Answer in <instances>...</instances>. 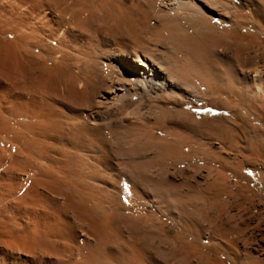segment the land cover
Masks as SVG:
<instances>
[{
	"label": "bare ground",
	"instance_id": "bare-ground-1",
	"mask_svg": "<svg viewBox=\"0 0 264 264\" xmlns=\"http://www.w3.org/2000/svg\"><path fill=\"white\" fill-rule=\"evenodd\" d=\"M219 1L220 0H218V2L216 0H0V118L3 117V115L8 110H14V111L20 112L24 115V118H25L24 121L20 123V125H13L14 120L11 125H8L9 121L8 119H6L8 121V122L6 121L8 124L5 125L3 123L5 125L3 126V128L2 126H0L1 135L2 133L5 135L6 134L10 135L12 138H10L11 141L10 140L9 141L12 142L13 140V143H17V144L19 143V145L22 147V151H20L21 150L20 149L19 150L20 152H17L16 150L17 148H16L15 149L16 152L15 151L13 152V154L14 153L16 154L12 156V159L10 160L11 162L8 163V165L10 166H7V167L9 168L4 170V167H3V170L0 171V264H82V262L83 264H112L113 262H116L113 264H117V261H120L121 264H124L121 261L122 258H123L122 259L123 261L126 259L128 260L129 263L127 264H143L144 258L143 259L141 258H142V254L145 253L144 251L140 252V253L143 252L141 256H140V253L139 255L136 254L135 256L130 255L132 256V258L131 257L128 258L129 255L125 256V252H128L129 249L133 250L134 247L136 246V245L134 246L133 245L134 243L132 244V242L130 241L131 246L132 245L134 246V247L132 246L133 247L132 248L131 246H129L130 244L126 241L128 237H130V235L129 236L127 235V238H124L125 241L124 240L123 242L121 241V244L123 243V245L126 242L129 244V245L125 244V246L126 245L129 246V247L128 246L125 247L127 251L126 250L122 251L121 246H120L121 244L119 245L120 248L118 249L115 248L116 249V251L114 252L115 254L109 251V249L107 248V245H110L112 243H120L119 242L120 236L123 235V234L119 235V233H122L120 232V230L122 231L121 227L117 226V229L121 228V229H118V231L116 228L114 229L113 222L118 223V221H113L114 219L112 218L111 214H110L111 218L108 217V215L105 216L106 214L104 215L105 217L103 216V224L101 225H102V228H104V231L106 234L103 231L102 233L98 232L99 230H101L100 229L101 227H99L97 225L98 223L95 221L96 225L99 227V230L96 228L97 229L96 234H99L101 238H99L98 235H95V236L96 238H98L97 242L100 241L101 239L103 240V242L101 240V244L103 243L102 246H97L93 244L94 242L92 241V243L90 242L89 245L91 244H92L91 246L95 245L96 247L94 246L92 247L94 249L89 248L90 251L88 252L79 250L75 245V241L79 237H83L81 233L82 226L78 225V226H81L79 227V229H77V230H80L78 232H76L75 229H72V227L68 224L70 222L73 224L72 220L68 223L66 221L67 212H64L66 214V216L64 217L63 210H60L56 202L53 201L49 197L50 194L46 195L43 192V190L42 191L39 190V187L41 188L44 187L45 189L47 187L46 190L47 191L51 190V192H53L54 194H56L63 185H66L68 188H72V189L73 188L77 189L78 187L77 190L80 195L76 193L78 194L76 196L74 195V193H72V198H74L76 201L75 197H78L79 199L77 198L78 199L77 201L82 200V199L83 201L81 205L77 204L81 201L79 202L76 201L77 203L74 201V203L78 205V206L76 205L74 208L77 207L79 209V211H77L78 213H76L77 216L81 212L82 214L84 211L89 212L88 214L86 213L85 214L86 217H84L85 220L88 221L87 219H91V216H88L90 218H87V215H89L90 213L98 214L104 211V209L107 211L106 209L107 205L104 206V204H108L109 206L111 205L116 206L118 205L119 200L117 202L115 201L113 202L111 195L108 194L109 192L107 193L105 189L102 190V189L97 188L98 191H101L100 193L101 195L99 194V196L101 197L100 198L97 194V190L96 192L92 190L95 188L91 189L90 187H88L89 185H85L86 182L81 181V178H79L80 176L78 177L79 175L78 173L76 174L73 180L68 181L67 177L71 179V176H67L66 177L67 179L65 180V176L68 172L67 169L71 165L68 166L67 163L64 164L61 161L68 162L71 160L70 159L71 156L69 154L71 153L70 150L75 151L77 148L89 147L91 146V144L93 143L95 144L94 140L97 137L95 136V134L102 133L105 126L106 127L109 126V128H111L112 126H115L114 128L116 129V126L121 127V125L124 127H128L130 129V130H127V128L121 127L123 131L127 130V133L126 131L124 132L125 137H126V134H128V131H131L130 134H128L130 135L131 138L129 136L128 137L131 140L135 135L138 136L139 138L141 136L142 137L145 136V138L147 139L146 142L149 139H153V140L155 139V141L159 143L158 147H156L159 150L160 144L163 147V143H166V139H168L164 136H166V134H168L169 136L172 133V130H170L169 125L171 124L172 125L173 124L182 125L183 123H186V122L187 124L188 123L190 124V122L192 121H194L195 124H198V121L196 120L194 116L195 114L193 115L191 112L185 110V107L189 105V103L192 101L199 102L203 100V96L200 95L201 93L200 94L198 93V90L201 89L200 87L204 86L205 88L213 91L216 94L217 92L219 93L220 86H223L224 84L227 87L228 86L231 87L232 92H233V89L236 87L233 83H235L241 88H243L244 90H246V93L254 92V95H255L258 92L257 96L259 95V91L262 90L260 87L264 86V61L262 62L260 61L256 67L249 68V69H242L239 67V65L238 66L236 65L234 66L235 68H233L231 67V65L229 64L230 62L228 61L230 60L231 55H236V56L238 55L237 57H239V55L243 53L241 51H244L245 48H248L250 45L255 43L257 39L259 40L258 38L259 35L253 36L249 33L243 34V31L246 30L248 27V23L245 22V20L243 19L244 16L242 17L241 15L243 11H254L256 15L255 28L259 31V33H261V35L264 36V4H263L264 0H237L239 2L238 7L234 6L235 4H233L232 3L233 0H231L232 2L231 1L229 2V7L226 6L227 8H229L230 12L227 11V8H225L222 5V2L220 3ZM215 18H217L220 21V24L222 27L217 26L215 25V23H213V20ZM223 25H228L229 28H225L223 27ZM9 35L13 36L11 40L3 39L5 37L7 38V36ZM257 42L258 41H256V43ZM258 43H261V42L259 41ZM228 49H231V51H233L232 52L233 54L229 55V53L227 52ZM251 50L254 51V47ZM258 51H259V48L258 50L254 52V54L258 55V53H261V51L260 52ZM236 56L234 57L236 58ZM261 58L263 59V57ZM255 60H257V58ZM35 73L36 74L38 73L39 75H41L40 78L45 79L44 82L45 81L49 82L48 86H45L44 89L41 87L42 89L41 91L36 90L37 88L39 89V86L35 89V86L30 81L31 77H33V75H36ZM40 78H39V81H40ZM3 79H7L9 81L8 82L9 85L6 84L7 87L4 84L5 81H3ZM44 82L43 80H41L42 84ZM34 83L36 82L34 81ZM196 84H198V87L195 86ZM204 91L206 90L204 89ZM239 91H240V88H239ZM261 93H262L261 97H264L263 95L264 92L261 91ZM208 94H205V96L207 97ZM230 94H233V93H230ZM238 94L241 95L240 93ZM209 95L211 96V94ZM226 95H228V91ZM260 95L258 96L259 99L261 98ZM205 99L207 101V98ZM262 99L264 98H261V100ZM252 100H255V99H252ZM234 101L236 102V98ZM244 102L243 103L241 102V103L245 104ZM227 103L229 102H226L224 104H227ZM247 103L250 107H252L251 106L252 104L250 105L249 102ZM256 105L258 107V104ZM233 109L231 110L233 111ZM242 109H244V107ZM250 110L252 109L250 108ZM256 112L258 113L259 111L256 110ZM248 115L246 116L248 117ZM257 115H260V114L258 113L255 116L257 117ZM243 116L241 117L243 118ZM252 116L254 117V115ZM262 116L264 117V115ZM26 117L28 119H26ZM6 118L8 117L6 116ZM220 121H221L220 123H222L223 125L224 122H222V120ZM230 121L234 122V120H231V119ZM220 123H217V124L220 125ZM187 124H183L181 128ZM195 124H193L192 126L193 128ZM228 124L225 126L227 127ZM254 124H258V121L257 123H253V125ZM260 125H263V124H260ZM154 127L155 128L158 127L157 129L159 130L163 129V131L161 130L162 133H156V135H154L153 131L156 132L155 130H157ZM187 127H184L185 129L183 128L184 130L182 131H185ZM197 127L195 125V129H199ZM121 128H118L117 130ZM115 129L113 130L114 132H116ZM254 129L256 128L254 127ZM228 130H230V127ZM120 131L121 130H119L116 143L122 145L124 143L123 140L125 138L119 137V135L121 136V133H122V131L121 133ZM234 131H235V128H234ZM225 132H228V131H225ZM260 132L261 131H259V133ZM132 133L135 134V135H132L133 137L131 136ZM177 133L179 134L180 131ZM177 133H176V136H177ZM108 134H104L105 138H106V135ZM180 134H183V132H181ZM93 136L95 137L93 138ZM99 136L101 137V135L100 134L98 135V140L100 139ZM114 137L115 136H113L112 139H114ZM138 137L136 138L134 137V139L137 140ZM105 138H103L104 141L107 140V138L106 139ZM119 138L121 139V143L119 142L120 141ZM130 139L129 141L128 139L126 140L128 141L127 143L129 144H130ZM140 139L142 140L143 138H140ZM178 139H179V135H178ZM188 139L189 138H187L186 141H189ZM98 140L96 141V144ZM144 140L145 139H143V144L145 145L144 147H146L148 143L153 142V140L152 141L149 140L150 142L148 141L146 145L145 144L146 142L144 143ZM181 140L183 141L185 140V138L182 137ZM133 141L135 142V140H132V143ZM107 142L110 143L109 140L106 141V143ZM112 142L109 144V146L112 144ZM9 143L7 141L6 145H8ZM102 143L103 142H101L100 144ZM137 143L138 142H136V144ZM172 143L175 146V142H172ZM4 145L5 143L2 145V147H4L3 149H5ZM166 145H165L166 147H169L168 144ZM171 145L170 147H174ZM103 146L105 149L104 152H106V148L108 147V144L107 146L105 145ZM112 146L113 145H111V147ZM119 146H116L118 147L116 148L117 150L120 148ZM124 146L125 145L121 146V148ZM136 146L133 148H129L132 150L134 148L136 149L135 152L133 151L131 153L136 154V153H139L138 152L139 149L142 151L148 148L146 147L144 149H141L142 145L141 147L140 145H138L139 149H137ZM153 146L151 148H153ZM2 147L0 148V150L3 152L4 150H2ZM175 147H178V145ZM151 148H148L146 152H148L149 150L151 152L152 150ZM166 149L167 148H165V150ZM168 149H169L168 152L171 154L170 151L172 150V148H168ZM175 149L177 150V148ZM263 149H261L260 151H262ZM132 150H127L126 151L127 154H128V151L130 154V151ZM158 150L156 149L155 152L152 150L151 153L152 154L154 153L156 155ZM165 150L163 149L161 153H163ZM255 150L256 151L254 150L253 151L257 152V149ZM248 151H250V149ZM251 151H252V148H251ZM251 151L249 154L252 155L253 151L252 152ZM146 152H144V154H146ZM165 152H164L165 154L163 153L161 154V156L162 155L165 156L164 158L166 160L167 151ZM179 152L181 154V150H179ZM121 153L122 155H124L125 152L123 151ZM140 154H136V155L139 156ZM180 154H177L176 156ZM238 154H240V152H238ZM130 155L132 156V154ZM237 156H234V157H237ZM247 156H250V155H247ZM253 156H254V153H253ZM257 156L259 155L257 154ZM132 157H130L131 160H132ZM156 157L155 158L157 160V164L156 163L155 164L157 166V165H160L159 163L161 162L158 160V156ZM177 158H179V156ZM1 159L2 158L0 156V160ZM89 160L88 162H90ZM161 160L163 161L164 159L162 158ZM42 161L46 162V166L44 168L40 166V163ZM80 161H81V158H80ZM120 161L122 162L124 160L122 159ZM147 161L144 162L146 166L147 165L150 166L151 163L153 162V160H150V162H147ZM221 161H223V159ZM114 162L116 161L114 160ZM126 162L124 161L123 164ZM238 163L239 165L241 164L239 161ZM127 164L128 163L123 165V169H125L124 167L127 168L128 166ZM251 164L255 165L256 163L255 164L251 163ZM120 165L122 166L121 163ZM152 166L150 168H152L153 170V167L155 166L153 167ZM251 167L253 166L251 165ZM134 168H136V164ZM134 168H131L133 169L132 171H134ZM256 169L258 168L256 167ZM207 170H210V169H207ZM33 171L37 172L36 178L34 180L30 178V173ZM69 171H70V168H69ZM235 171L238 172V170H235ZM72 173H73V170H72ZM70 174L71 173H69V175ZM62 175L64 176L61 178ZM83 175L82 177H84ZM91 175L92 174H90V176ZM139 176L141 177V175ZM207 176L208 178L211 177L210 175H207ZM217 177L219 178V176ZM217 177H212L214 179L212 178L211 179L215 181ZM204 178H206V176ZM208 178H206V180ZM222 178L224 177L222 176ZM145 179L146 181H148L147 178ZM76 180H77L76 183H78V186H75L77 185L75 184ZM206 180L204 181L203 179L204 181L203 183H206ZM89 181L91 182V180ZM167 181L169 180H166V183ZM222 181H224V179ZM173 182L174 181H172V183ZM28 183L30 184L29 187L26 188L24 193L19 195V190L20 189L22 190V188L25 187ZM159 183L160 182H158V184ZM119 184H120V181H119ZM199 184L202 185L201 183ZM222 184L220 183L218 185L221 186ZM178 185L180 186L179 183L177 184V186H175L174 184L173 187L180 189ZM212 185L214 184L211 183V186ZM223 185H225V183ZM117 186H118V183H117ZM161 186H163V183L161 184ZM226 186L228 187V185ZM237 186L239 187V185L236 184V187ZM206 187L209 188L207 184H206ZM206 187L204 189H206ZM220 188H223V187H220ZM220 188H219L220 191L223 189L226 190L225 189L226 187L223 189H220ZM74 189L73 191L75 192L76 190ZM195 189H197V187H195ZM170 190L168 191L171 192ZM190 190L193 191L191 188ZM236 190H237L236 192H238V188ZM73 191L71 190V192ZM168 191L167 193H169ZM155 192L156 190L154 191V193ZM194 192H191V193L194 195ZM133 193H131V195ZM177 193L180 194V190H178ZM198 193L199 192H197V195ZM199 194L200 195L198 196H200L201 198V192ZM159 195L157 196V198L159 197ZM172 195L170 194V196L169 195L167 196L169 198V197L174 196ZM197 195H194V196L197 197ZM240 195L241 194L239 193V196ZM80 196L82 197V199L80 198ZM117 196L119 198V193ZM167 196L165 198H167ZM196 197H194L193 199H189L190 205H191V200L196 201L198 199ZM203 197H202V200H203ZM200 198L199 200H201ZM66 199L67 198L64 199L65 202H66ZM74 199H71V201L73 202ZM169 199L168 200L166 199V202L169 201ZM199 200L197 202H199ZM65 202L63 204H65ZM197 202L195 203L196 204L195 207L193 206V209L195 208V210H193L194 214L196 212V209L202 205V204L201 205L197 204ZM216 202L217 201L215 200L214 203H212V205H214L217 208L218 205L216 204ZM168 203L169 202H167V204ZM199 203H202V202H199ZM67 204H70V203H67ZM175 204L177 203L175 202ZM79 205L81 208L83 205L84 211L80 210ZM125 205L121 204V210L124 209V207L122 206H125ZM128 205L129 204L127 203V206H125L127 209H128ZM192 205H194V201ZM197 205L198 207H196ZM223 205L221 208L224 210L223 207H226L227 205L225 206L224 203ZM204 206L203 208L207 209V207L206 206L204 207ZM176 207H174L175 209L174 208L173 209L176 210ZM179 207L181 208V206ZM77 208L74 210L75 211L78 210ZM206 209H202V207L201 209L198 208L196 212L197 216H199L198 214L200 213L199 211L202 212L203 210L205 211L204 213H206V211H208V209L207 210ZM212 209H213V206H212ZM71 210H73V208H71ZM118 210L120 211V209ZM177 210H178V207H177ZM225 210L224 212L227 211ZM182 211L183 210H181L180 212L182 213ZM69 212L71 213L72 211L69 210ZM228 212L229 211L226 212L227 214L224 213V215H227V217H229ZM76 214L74 213L73 216L74 215L76 216ZM85 215H82L80 217H83ZM224 215H222L221 217L219 214H217V216L221 218H224L223 217ZM236 215L238 216V213H236ZM118 216L120 215L118 214L117 217ZM200 216H201V213H200ZM200 216L198 217V219L200 218ZM231 216L234 217L232 213L230 214V217ZM120 217H118L117 220L121 219ZM206 217L207 216H205V220H206ZM215 217L216 216H214V218ZM232 217L231 219L233 221ZM71 218L73 219V217ZM203 218H204V215L201 216V219H199L201 221L197 220L199 224L200 222H203L202 221ZM74 219L76 220L75 217ZM93 219H95V217H93ZM181 219H184V218H181ZM208 219L206 220V222L208 221ZM212 219H209V220L213 221ZM216 219L218 218H215V220ZM219 219H218V223L220 224ZM231 219L229 218L228 220H226L227 221L226 223H228V221ZM82 220L80 219V222ZM135 221H137V223L135 224H137L138 226H140L141 223L143 225L145 224V221L143 223L142 220H140V222L142 221L140 224L138 220H135ZM232 221H230V224L233 223ZM234 221H236L235 218H234ZM88 222H83L84 223L83 227H85V224H88L86 226L92 229L90 230V233H92L93 228H91V226L89 225L91 224L90 220ZM119 222L120 223L118 224H121L120 220ZM183 222H186V220H184ZM189 222H192V220L190 221L189 219ZM206 222L204 223L205 225H206ZM215 222L217 223V220ZM30 223L31 225L29 226ZM207 223L208 224L211 223L210 226L212 227L214 226L213 222L209 223L208 221ZM216 223L214 227H217L216 225H218V223L217 224ZM124 224L126 225V227H128L127 226L128 223L127 224L124 223ZM187 225L190 226V224L188 223ZM203 225H202V229H203ZM132 226H134V224H132ZM210 226L207 225V228L208 227L211 228ZM219 226L217 227L218 229H219ZM223 226H225V224L222 225V227ZM231 227L235 229L236 225L234 227L233 226ZM189 228H191V226ZM196 228L194 226V229ZM209 228L207 230L211 232L212 228L211 230H209ZM232 228H231L232 231L230 232H234ZM224 229H226V227H224ZM236 229L238 231V229L240 228L236 227ZM243 229L245 230V227ZM196 230H194L195 234L193 236L195 237L194 239L196 241L200 242L201 241L200 238L202 236H206V239H209L210 241L213 240L212 238L216 239L215 237L217 234L214 237V234H215L214 232H213L214 233L213 235L211 233L212 235L211 236L210 233L209 234L206 233V230H205L204 231L205 235H203V233L201 235L200 233L201 230L200 229H196ZM85 231H86V228H84V233ZM82 232H83V228H82ZM215 232H218V231H215ZM221 233L219 235L220 237L223 236ZM94 234L95 233H93V236ZM89 235H92V234H89ZM231 235L233 236L234 234L231 233ZM87 237L89 238V236ZM220 237L217 239H221L222 241V238ZM122 239L123 238H121V240ZM132 239H134V237ZM242 241L245 242V240H242ZM81 243L82 241H80V244ZM99 243L100 242H98V244ZM246 244H243V246ZM84 245H85V242H84ZM84 245H80V246L78 245V247L81 248V246L84 247ZM248 246L251 247V244ZM114 247H115V244H114ZM85 248H87L88 250V247H85ZM136 248L135 250H133L134 252L131 251V253L133 252L135 254L139 250V249L136 250ZM82 250H85V249L82 248ZM184 250L185 249L183 248V251ZM253 252L256 255V257L253 254H252L253 257H250L251 255L247 256L249 255V252H248V254L246 255L243 254L244 256L242 258H240L239 256V258L236 259L237 263L239 264L240 262H242L241 264H243L244 262L246 263V261L253 259L255 257L256 260L254 261L251 260L252 262L250 264H264V250H262L261 247L258 249L254 248ZM241 253H242V250H241ZM120 255H122L121 259H120ZM248 257H250V259H248ZM78 259L80 260L82 259V261H80L79 263ZM247 264L249 263L247 262Z\"/></svg>",
	"mask_w": 264,
	"mask_h": 264
},
{
	"label": "rangeland",
	"instance_id": "rangeland-1",
	"mask_svg": "<svg viewBox=\"0 0 264 264\" xmlns=\"http://www.w3.org/2000/svg\"><path fill=\"white\" fill-rule=\"evenodd\" d=\"M217 2H218V0H216ZM231 0H220L219 2L221 3L222 2V5L225 7V8H227V7H229V2H230ZM225 2V3H224ZM232 2V1H231ZM233 4H235L234 6H236V7H238L239 6V2L237 1V0H233V2H232ZM227 4V5H226ZM237 4V5H236ZM263 4H264V1H263ZM227 6V7H226ZM227 11H229L230 12V10H229V8H227ZM241 15H242V17H243V19L245 20V22H247L248 23V27H247V29L246 30H244L243 31V34H246V33H249V34H251V35H253V36H257V35H259L258 36V38H259V40L257 39V37H256V41H260L261 43H256V41H255V43H253L252 45H250L249 47L252 49L253 47H254V51L253 50H251L249 47L248 48H245L244 49V51H241V52H243L241 55H239V57H240V59H239V57H237L236 55H231V54H233L232 52L233 51H231V49H228L227 50V52L229 53V55H231L230 56V60L228 61V62H230L229 64L231 65V67H233V68H235L234 66H238L239 65V67L240 68H242V69H249V68H254V67H256L257 65H258V63L261 61H264L263 59H264V52H263V50H264V36L263 35H261V33H259V31L255 28V26H256V15H255V13H254V11H243L242 13H241ZM250 20V21H249ZM213 23H215V25H217V26H220V27H222L221 26V24H220V21L217 19V18H215L214 20H213ZM219 23V24H218ZM251 23V24H250ZM223 27H225V28H229V26L228 25H223ZM249 29V30H248ZM254 32V33H253ZM12 37L13 36H11V35H9V36H7V38L5 37V38H3L4 40H11L12 39ZM258 44V45H257ZM260 44V45H259ZM253 46V47H252ZM255 48H256V50H258V48H259V51L258 52H260L261 51V53H258V55L256 54H254V52L256 51L255 50ZM248 49V50H247ZM261 49V50H260ZM247 50V51H246ZM251 51V53H250V51ZM253 52V53H252ZM247 53V54H246ZM253 56H252V55ZM243 55V56H242ZM245 55H247V56H245ZM261 55V56H260ZM263 55V56H262ZM234 56H236V58L234 57ZM252 56V57H251ZM243 57V58H242ZM261 57H263V59L261 58ZM236 60H235V59ZM244 58H246V59H244ZM257 58V60H255ZM259 59V60H258ZM253 60H255V61H253ZM237 63H236V62ZM256 61H258V62H256ZM256 62V63H255ZM252 63V64H251ZM251 64V65H250ZM256 64V65H255ZM243 65V66H242ZM253 65V66H252ZM246 66V67H245ZM251 66V67H250ZM36 74V73H35ZM39 76V78H40V76L41 75H39L38 73L36 74V75H33V77H31V79H30V81L32 82V84L35 86V89L39 86V89L37 88L36 90H38V91H41L42 89H41V87L44 89V87L45 86H48V84H49V82H44V80L45 79H41L40 78V81H39V78H38V76ZM37 76V77H36ZM33 78V79H32ZM41 80H43V84L41 83ZM3 81H7L6 83L4 82V84L6 85H9L8 84V80L7 79H3ZM34 81L36 82V83H34ZM38 84V85H37ZM42 84V85H41ZM234 85V89H233V92H232V89H231V87H227L225 84L223 85V86H220V91H219V93L217 92L216 94L213 92V91H211V90H208L207 88H205L204 86H202V87H200L201 89L200 90H198V93L200 94V95H202L203 96V100H201V101H199V102H195V101H192V102H190L189 103V105H187L186 107H185V110H187V111H189V112H191L194 116H195V118H196V120L198 121V124H195L194 123V121H192V122H190V124L188 125L187 124V122L186 123H183V124H187V125H185V126H183L182 128H181V126L183 125H169V127H170V130H172V133L170 134V135H172V136H168V134H166V136H164V137H166V138H168V139H166V143H163V147L161 146V144H160V148H159V150H158V148H156V147H158V145H159V143H157L156 141H155V139L153 140V139H149V140H153V142H150L149 140V142L150 143H148V145H147V142H146V138H145V136L144 137H140V138H143V139H145L144 140V143L147 145L146 147H148V148H151L153 145V148H151L154 152L156 151V149L158 150L157 151V153H156V155L153 153H151L152 152V150H151V152H150V150L148 151V152H146L147 151V149H145V150H140L139 149V146L138 145H140V147H141V145H142V147H141V149H144V148H146V147H144L145 145L143 144V139L141 140L138 136H136L134 133H132L131 134V136L132 135H135L134 137L136 138V137H138L139 139H140V141H139V139L137 138V140L136 139H134V137L132 138V140H135V142L133 141V143H132V140L130 139L131 137H130V135H128V134H130V132L131 131H128V134H126V137H125V134H124V132L126 131V133H127V130H130L128 127H124V126H122L121 125V127H124V128H127V130H125V131H123V129L121 128V127H117L116 126V129L114 128L115 126H112L111 128H109V126H105V128L103 129V131H102V133H97L98 135L100 134L101 135V137L99 136V140H98V135L97 134H95V136H97L96 138H95V144L93 143V144H91V146H89V147H83V148H77L75 151H71L70 150V152L71 153H69L70 154V161H68V162H66V161H61L62 163H67L68 164V166H73V167H68V169H67V171L69 172V173H71L70 175H69V173L67 172V174H66V176H65V180L68 178V181L69 180H73L74 179V177L76 176V174L78 173L79 175H78V177L79 178H81V181H84V182H86L85 183V185H89L88 187H90L91 189L92 188H95V189H92L93 191H95L96 192V190H97V194H98V196H99V194L101 193V191H98V189L97 188H99V189H102V190H106L107 191V193L108 194H110L111 195V197H112V200H113V202L115 201V202H117L118 200V202L119 203H121L122 205H125V206H127V203L129 204L128 205V209L125 207V206H122V207H124V209L123 210H121V204H119L118 203V205H116V206H114V205H111V206H109L108 204H104V206H106V209H107V211L104 209V211H102V212H100L101 213V215H100V213H98V214H93V213H90L89 215H87V218H90V217H88V216H91V219H87L88 221L90 220V223L91 224H89L90 226H91V228H93V232L92 233H90V230H92V229H90V227H87L86 225H88V224H85V227H83L84 226V223L83 222H88V221H86L85 220V218L84 217H86V213L88 214L89 212H86V211H84V209H83V205H82V208L80 207V205L82 204V201H83V199H82V197L80 196V198L82 199V200H79V201H81V202H79V201H77L79 198L78 197H75L76 198V201L77 202H79V203H77L76 201H75V199L74 198H72V193H74V195H78L79 193H78V187H77V189H74V190H76L75 192L73 191V189L72 188H68L66 185H63L61 188H60V190L56 193V194H54L53 192H51V190L49 191H47L46 189H47V187H46V189L44 188V187H39V190H43V192L46 194V195H49V197L53 200V201H55L56 202V204H57V206L59 207V209L60 210H63V214H64V217L66 216V214L64 213V212H67V216H66V221H67V223L68 222H70L71 220H72V222H73V224L70 222V223H68L71 227H72V229H75V231L76 232H78V231H80V230H77V229H79V227H81L82 226V228H83V232H82V228H81V233H82V236L83 237H79V238H81V239H77L76 241H75V245H76V247L79 249V250H81V251H85V252H88V251H90V249L89 248H91V249H94V248H92L93 246L94 247H96L95 245H97V246H102V244H101V240L100 241H98V242H100L99 244H98V242H97V239L98 238H96V236L95 235H98V237L99 238H101V236H99V234H96L97 233V229L99 230V227H101L100 229L101 230H99L98 232L100 233H102V231L105 233V231H104V228H102V225L101 224H103V216L105 215V216H107L108 215V217H110L111 218V216H112V218L114 219L113 221H118V223H120L119 222V220L121 221V224H118L117 222H113L114 223V225H113V227H114V229L116 228L117 229V226L118 227H121L122 228V231L120 230V232H122V233H119V235L120 234H123V235H121L120 236V240H119V242L120 243H112V244H110V245H107V248L109 249V251H111L112 253H114L115 251H116V249H118V248H120V246H121V249H122V251H125L126 250V246H128L131 242H132V244L135 246H133L134 247V249L133 250H135V248H136V250L137 249H139L135 254L133 253L134 251L132 250V249H129V253L128 252H125V256L127 255H129L128 256V258L129 257H131L132 258V256H130V255H133V256H135L136 254L137 255H139V253L141 252V251H144L145 253H140V256H141V254H142V258L141 259H143L144 258V262H143V264H238L237 263V260L236 259H238L239 258V256H240V258H242L244 255H246V254H248V252H249V255H247V256H250V257H253V255L256 257V255L254 254V252H253V249L255 248V249H258V248H262V250H264V180H263V178H264V169H263V167H264V120H262V119H264V117L262 116V115H264V99H262L261 100V98H264V97H261L262 96V93H261V91H263L264 92V86H262V87H260L262 90H260L259 91V89H258V91H259V95H260V93H261V95H260V99L258 98V96H257V94H258V92L254 95V92H248V93H246V90H244L243 88H241L240 86H238L237 84H235V83H233ZM7 85H6V87H7ZM44 85V86H43ZM195 86H197L198 87V84H196ZM225 86V87H224ZM238 87V88H237ZM203 88V89H202ZM226 88V89H225ZM228 88V89H227ZM230 88V89H229ZM233 88V87H232ZM239 88H240V91H239ZM204 89L206 90V91H204ZM238 90V91H237ZM227 91H228V95H226L227 94ZM225 92V93H224ZM237 92V93H236ZM243 92V93H242ZM211 94V96L209 95V94ZM224 93V94H223ZM230 93H233V94H230ZM238 93H240L241 95H239ZM205 94H208L207 95V97L205 96ZM218 94H220V95H218ZM247 94V95H246ZM215 95V96H214ZM264 95V94H263ZM229 96V97H228ZM247 96H248V98H247ZM253 96H254V98H253ZM207 98V101H206V99L205 98ZM209 97V98H208ZM227 97V98H226ZM234 97V98H233ZM242 97H244V98H242ZM257 97V98H256ZM235 98H236V102L234 101L235 100ZM250 98V99H249ZM214 99H216V100H214ZM229 99V100H228ZM233 99V100H232ZM252 99H255V100H252ZM252 100V101H251ZM258 100H260V101H258ZM213 101V102H212ZM244 101H246V102H244ZM251 101V102H250ZM226 102H229V103H227V104H224V103H226ZM231 102V103H230ZM244 102L245 104H242V103ZM247 102H249L250 103V105L252 106V107H250L249 105H248V103ZM256 102V103H255ZM258 102H260V103H258ZM192 103V104H191ZM241 104H242V106H241ZM256 104H258V107H257V105ZM263 106H262V105ZM246 105H248V106H246ZM255 105V106H254ZM260 105V106H259ZM230 106V107H229ZM244 107V109H242ZM234 108V109H233ZM250 108L252 109V110H250ZM255 108V109H254ZM231 109H233V111L231 110ZM261 109V110H260ZM263 109V110H262ZM248 110V111H247ZM256 110L257 111H259L258 113L260 114V115H257V117L255 116L256 114H258L257 112H256ZM247 111V112H246ZM253 111H254V113H253ZM230 112V113H229ZM234 112V113H233ZM250 112H251V114H250ZM256 112V113H255ZM8 113V114H7ZM12 113V114H11ZM249 115H248V114ZM6 114V115H5ZM4 115H3V117H1L0 118V126H2V128H3V126H5V125H7L8 123V125H11L12 123H13V120H14V123H13V125H20V123L22 122V121H24V115L22 114V113H20V112H17V111H14V110H8L6 113H5ZM248 115V117L246 116V115ZM244 115V116H243ZM252 115H254V117L252 116ZM6 116L8 117V118H6ZM12 116V117H11ZM20 116V117H19ZM241 116H243V118L241 117ZM10 117V118H9ZM14 117H16V118H14ZM253 117V118H252ZM260 117V118H259ZM227 118V119H226ZM231 120H234V122L233 121H230V119ZM251 118V119H250ZM258 118V119H257ZM6 119H8V121L6 120ZM26 119H28L27 117H26ZM206 119V120H205ZM244 119H245V121H244ZM256 119V120H255ZM260 119V120H259ZM5 120V121H4ZM220 120H222V122H224V124L222 125V123H220L221 121ZM251 120V121H250ZM262 120V121H261ZM8 123H7V122ZM200 121V122H199ZM205 121V122H204ZM226 121V122H225ZM229 121H230V123H229ZM257 121H258V124H254L253 125V123H257ZM262 122V123H260V122ZM18 122V123H17ZM189 122V121H188ZM249 122V123H248ZM250 122H252V123H250ZM5 125H4V124ZM216 123V124H215ZM217 123H220V125L219 124H217ZM226 123V124H225ZM229 123V124H228ZM193 124H195L196 125V127L197 128H199V129H195V125H194V128L192 127L193 126ZM228 124V128L225 126V125H227ZM251 124H252V126H251ZM260 124H263V125H260ZM205 125V126H204ZM207 125V126H206ZM208 125H210V126H208ZM232 125V126H231ZM118 126H120V125H118ZM180 126V127H179ZM188 126V127H187ZM212 126V127H211ZM217 126V127H216ZM252 127V128H250V127ZM184 127H187V131L185 130V131H182V130H184L185 128ZM229 127H230V130H228L229 129ZM254 127L256 128V129H254ZM1 128V127H0ZM107 128V129H106ZM113 128V129H112ZM118 128H121V129H119V130H121L122 131V133H121V131H120V133H121V136L119 135V137L121 138V137H123V138H127L128 136L130 137H128L127 139H128V141H129V139H130V144L129 143H127L128 141H126L125 139L123 140V144L121 145V144H117L116 143V140H117V138H118V134H119V130H117ZM145 128H147V127H145ZM149 128V127H148ZM155 128V127H154ZM153 128V129H154ZM158 127H156L155 129H157ZM172 128V129H171ZM184 128V129H183ZM193 128V129H192ZM212 128V129H211ZM216 128V129H215ZM234 128H235V131H234ZM261 128V129H260ZM106 129V130H105ZM109 129H110V131H109ZM115 129V131L116 132H114L113 130ZM218 129V130H217ZM225 129V130H224ZM105 130V131H104ZM158 130V131H157ZM157 130H155L156 132H154L153 131V133H154V135H156V133H162L161 132V130L163 131V129H161V130H159V129H157ZM175 130V131H174ZM224 130V131H223ZM109 131V132H108ZM180 131V133L181 132H183V134H178L177 132H179ZM194 131V132H193ZM197 131V132H196ZM225 131H228V132H225ZM259 131H261L260 133H259ZM1 132V131H0ZM171 132V131H170ZM175 132V133H174ZM220 132H222V133H220ZM225 132V133H224ZM257 132V133H256ZM109 133V134H108ZM117 133V134H116ZM176 133H177V136H176ZM194 133V134H193ZM104 134H108V135H106V138H107V140H105L104 141V139L103 138H105V135ZM224 134H226V135H224ZM263 134V135H262ZM178 135H179V139H180V141H179V139H178ZM184 135V136H183ZM0 136H1V138H0V148L2 147V145L5 143V149H3L4 147H2V150H4L3 152L0 150V156H1V162H0V166H1V164H2V166L0 167V171H2L3 170V167H4V170H6L7 168H9V167H7V166H10V165H8V163L9 162H11L10 160L12 159V156L13 155H15L16 153H14L13 154V152L15 151L16 152V150H17V152H20V151H22V147L19 145V143L17 144V143H13V140H12V142H10L11 141V139L10 138H12L10 135H8V134H3L2 133V135L0 134ZM95 136H93V138L95 137ZM113 136H115L114 137V139H112L113 138ZM189 136V137H188ZM228 136V137H227ZM173 137V138H172ZM182 137H184L185 138V140H181V138ZM9 138V139H8ZM105 138V139H106ZM119 138V142L121 143V139ZM170 138V139H169ZM172 138V139H171ZM174 138H176V139H174ZM187 138H189L188 140L189 141H186L187 140ZM195 138V139H194ZM226 138H227V140H226ZM10 140V141H9ZM98 140V142H97V144H96V141ZM109 140V142L111 143L112 141V144L111 145H113L112 147H111V145L109 146V144L110 143H106V141H108ZM172 140H174V141H172ZM176 140V141H175ZM3 141H5V142H3ZM7 141H8V145H6V143H7ZM142 141V142H141ZM192 141V142H191ZM197 141V142H196ZM2 142H3V144H2ZM101 142H103L102 144H100ZM118 142V143H119ZM136 142H138L137 144H136ZM156 144H155V143ZM171 142V143H170ZM172 142H175V146H177L178 145V147H175L174 145H173V143ZM177 142V143H176ZM184 144H183V143ZM187 142V143H186ZM227 142V143H226ZM229 142V143H228ZM106 143V144H105ZM114 143V144H113ZM142 143V144H141ZM13 146H11V145ZM17 144V145H16ZM107 144H108V147L106 148V152H104L105 151V149H104V146L103 145H105V146H107ZM117 144V145H116ZM129 146H128V145ZM152 144V145H151ZM166 144H168V146L169 147H166L167 145ZM171 146H174V147H170V145ZM177 144V145H176ZM230 144V145H229ZM10 145V146H9ZM120 145V146H119ZM123 145H125L124 147H122L121 148V146H123ZM130 145H131V147H130ZM137 145V146H136ZM166 145V146H165ZM183 145V146H182ZM201 145V146H200ZM253 147H252V146ZM92 146H94V147H92ZM116 146H119L120 148L117 150L116 148H118V147H116ZM136 146V148L137 149H139L138 150V152L139 153H136V154H140L139 156H137L136 154H133V153H131V152H135V148L132 150V149H129V148H133V147H135ZM165 146V147H164ZM180 146H182V147H180ZM186 146H188V147H186ZM229 146V147H228ZM9 149H7V148ZM103 147V148H102ZM162 147V148H161ZM249 147H251L252 148V151L254 150V151H256L255 149H257V152H252L251 151V148H249ZM255 147V148H254ZM262 147V148H261ZM11 148V149H10ZM13 148V149H12ZM17 148V149H16ZM94 148V149H93ZM114 148V149H113ZM155 148V149H154ZM165 148H167L166 150H165ZM168 148H172V150H174V151H170L171 152V154L173 155H171L169 152H168ZM175 148H177V150L175 149ZM254 148V149H253ZM260 148V149H259ZM16 149V150H15ZM21 149V150H20ZM104 149V150H103ZM162 149V150H161ZM163 149L165 150V151H167V157H166V160H165V156H161V154H163V153H161L162 151H163ZM189 149V150H188ZM245 149V150H244ZM250 149V151L252 152V155L251 154H249L250 153V151H248ZM261 149H263L262 151H260ZM8 150V151H7ZM11 150H13V151H11ZM20 150V151H19ZM103 150V151H102ZM112 150H113V152H112ZM127 150H132V151H130V154H132V156H134V157H132L130 154H129V151H128V154H127ZM161 150V151H160ZM179 150H181V154H180V152H179ZM248 151V153H247V151ZM5 151H6V153H5ZM80 151V152H79ZM93 151V152H92ZM125 152L124 153V155H122V153L121 152ZM183 151H184V153H183ZM187 151V152H186ZM258 151H260V152H258ZM104 152V153H103ZM120 152V153H119ZM137 152V151H136ZM144 152H146V154H144ZM173 152V153H172ZM179 152V153H178ZM227 152V153H226ZM238 152H240V154H238ZM244 153V155H243V153ZM4 153V154H3ZM74 153V154H73ZM80 153V154H79ZM166 153V152H165ZM164 153V154H165ZM175 153V154H174ZM223 153V154H222ZM242 153V154H241ZM253 153H254V156H253ZM262 154V155H260V154ZM5 154H7V155H5ZM77 154V155H76ZM114 154V155H113ZM117 154V155H116ZM177 154H180V155H178L179 156V158H177L178 156H176ZM197 154V155H196ZM228 154H230V155H228ZM250 155V156H247V155ZM257 154L259 155V156H257ZM11 155V156H10ZM83 155V156H82ZM113 157H111V156ZM127 155H128V157L130 156V157H132V160L130 159V157L128 158L127 157ZM136 155V156H135ZM148 155H149V157H148ZM155 155V156H154ZM186 155V156H185ZM189 155V156H188ZM238 155V156H237ZM242 155V156H241ZM256 155V156H255ZM110 156V157H109ZM118 156V157H117ZM121 156V157H120ZM144 156V157H143ZM156 156H158V160L161 162V163H159L160 165H157L156 166V164H157V160H156ZM229 156V157H228ZM234 156H237V157H234ZM124 157V158H123ZM151 157H153V158H151ZM156 157V158H155ZM164 159L163 161L161 160L162 158ZM170 157V158H169ZM183 159H182V158ZM185 157V158H184ZM221 157V158H220ZM224 157V158H223ZM232 157V158H231ZM246 157V158H245ZM250 159H249V158ZM253 157V158H252ZM260 157V158H259ZM9 158V159H8ZM80 158H81V161H80ZM105 158V159H104ZM127 158H128V160H127ZM147 158V159H146ZM149 158V159H148ZM176 158V159H175ZM216 158V159H215ZM239 158V159H238ZM74 159V160H73ZM90 159V160H89ZM98 159H100V160H98ZM124 160L125 162L126 161H128V162H126V163H128L127 165V168L126 167H124L125 169H123V165H125L126 163H124L123 164V162L124 161H120V160ZM138 159V160H137ZM145 159V160H144ZM218 159H220V160H218ZM223 159V161H221ZM227 159H229V160H227ZM237 159V160H236ZM245 159V160H244ZM248 159V160H247ZM79 160V161H78ZM88 160L90 161V162H88ZM111 160H113V161H111ZM114 160L116 161V162H114ZM130 160V161H129ZM135 162H134V161ZM137 160V161H136ZM148 160V161H147ZM150 160H153V162L152 163H156L155 165L154 164H152L151 163V165L149 166V165H147L146 166V164L144 163V162H150ZM215 160H216V162H215ZM234 160V161H233ZM241 160H242V162H241ZM251 160V161H250ZM252 160H253V162H252ZM259 160V161H258ZM4 161V162H3ZM83 161V162H82ZM93 161V162H92ZM133 161V162H132ZM141 161V162H140ZM230 161V162H229ZM233 163H232V162ZM238 161L241 163L240 165H239V163H238ZM250 161V162H249ZM43 162V163H42ZM41 163H40V166L42 167V168H44L45 166H46V162L45 161H42ZM71 162V163H70ZM76 162V163H75ZM78 162V163H77ZM81 162V163H80ZM108 162V163H107ZM131 162H132V164H131ZM140 162V163H139ZM263 162V163H262ZM5 163V164H4ZM120 163L122 164V166L120 165ZM133 163H134V165H133ZM142 163H143V165H142ZM213 163H215V164H213ZM222 163V164H221ZM248 163V164H247ZM251 163H256L255 165H253V164H251ZM82 164V165H81ZM89 164V165H88ZM110 164V165H109ZM135 164H136V168H134L135 167ZM139 164V165H138ZM145 164V165H144ZM232 164H233V166H232ZM245 164V165H244ZM260 164V165H259ZM99 165V166H98ZM133 165V166H132ZM155 166V167H153V166ZM226 165V166H225ZM228 165V166H227ZM251 165L253 166V167H251ZM83 166V167H82ZM86 166V167H85ZM132 166V167H131ZM153 167V170H152V168H150V167ZM160 166V167H159ZM223 166V167H222ZM242 166V167H241ZM76 167H77V169H76ZM82 167V168H81ZM95 167V168H94ZM117 167V168H116ZM134 168V171H132L133 169H131V168ZM146 167V168H145ZM207 167V168H206ZM241 167V168H240ZM256 167L258 168V169H256ZM69 168H70V171H69ZM73 168V169H72ZM78 168H80V169H78ZM103 168V169H102ZM227 168V169H226ZM235 168V169H234ZM254 168V169H253ZM81 169H82V171H81ZM84 169H85V171H84ZM95 169H97V170H95ZM106 169V170H105ZM114 169V170H113ZM136 169V170H135ZM207 169H210V170H207ZM261 169V170H260ZM72 170H73V173H72ZM75 170V171H74ZM76 170H78V171H76ZM235 170H238V172L237 171H235ZM256 170V171H255ZM80 171H81V173H80ZM106 171V172H105ZM209 171H211V172H209ZM75 172V173H74ZM83 172H85V173H83ZM95 172V173H94ZM153 172H154V174H153ZM236 174H235V173ZM256 174H255V173ZM35 173V174H34ZM138 173H139V175H141V177L138 175ZM142 173V174H141ZM219 173H220V175H219ZM238 173V174H237ZM36 174H37V172H31L30 173V178L32 179V180H34L35 178H36ZM84 174V175H83ZM90 174H92L91 176H90ZM82 175L84 176V177H82ZM90 177H89V176ZM207 175H210L211 177L210 178H208V176ZM64 175H62L61 176V178L63 177ZM67 176H71V179L69 178V177H67ZM113 178H112V177ZM138 176V177H137ZM201 176V177H200ZM206 176V178H208L207 180H206V178H204ZM217 176H219V178L217 177ZM221 176V177H220ZM222 176L224 177V178H222ZM67 177V178H66ZM73 177V178H72ZM212 177H217V179L214 181V180H212V179H214V178H212ZM242 177V178H241ZM87 178V179H86ZM90 178V179H89ZM96 178V179H95ZM145 178H147V180L148 181H146V179ZM157 178V179H156ZM204 179V181L206 180V183H203L204 181H203V179ZM212 178V179H211ZM220 178H221V180H220ZM91 180V182L89 181V180ZM115 179V180H114ZM141 179V180H140ZM224 179V181H222ZM263 181H262V180ZM80 180V179H79ZM111 180V181H110ZM140 180V181H139ZM164 180V181H163ZM166 180H169V181H167V183L169 184H167L166 183ZM202 180V181H201ZM210 180H212V181H210ZM220 180V181H219ZM244 180H245V182H244ZM94 181V182H93ZM96 181V182H95ZM119 181H120V184H119ZM151 181V182H150ZM172 181H174L173 183H172ZM199 181V182H198ZM209 181V182H208ZM226 181V182H225ZM246 181H248V182H246ZM77 182V180L75 181V184H77V185H75V186H78V183H76ZM92 182H93V184H92ZM144 182H145V184H144ZM158 182H160L159 184H158ZM176 182H177V184L179 183L180 184V186H179V188L180 189H178V188H176V187H173V185L175 184V186H177V184H176ZM209 184H208V183ZM212 184H214V185H212L211 186V183ZM214 182V183H213ZM222 184H224L225 183V185H221V186H219L218 184H220V183ZM231 182V183H230ZM83 183V182H82ZM89 183V184H88ZM94 183H96V184H94ZM117 183H118V186H117ZM148 185H147V184ZM152 183V184H151ZM163 183V186H161V184ZM172 185H171V184ZM199 183H203L202 185H200ZM218 183V184H217ZM261 183H263V184H261ZM151 186H150V185ZM184 186H183V185ZM206 184H207V186L209 187V188H207L206 187ZM233 186H232V185ZM235 184V185H234ZM236 184L237 185H239V187L237 186L236 187ZM29 183L25 186V187H23L22 188V190L20 189L19 190V195L20 194H22V193H24L25 192V190H26V188H28L29 187ZM170 185H171V187H170ZM197 185H199V186H197ZM216 185H218V186H216ZM226 185H228V187L226 186ZM80 186V185H79ZM99 186V187H98ZM115 186V187H114ZM130 186V187H129ZM144 186V187H143ZM165 186V187H164ZM206 187V189H204L205 187ZM230 186V187H229ZM263 186V187H262ZM67 187V188H66ZM125 187V188H124ZM163 187V188H162ZM195 187H197V189H195ZM217 189H216V188ZM220 187H223V188H225L226 190H224L223 188H220ZM241 187V188H240ZM174 188V189H173ZM176 188V189H175ZM189 190H188V189ZM190 188L193 190V191H191L190 190ZM199 188V189H198ZM212 188V189H211ZM219 188L220 189H223V190H221L222 191V193L224 192H226L225 194L223 193V195H222V193H221V191L219 190ZM238 188V192H236L237 189ZM73 191V192H71V190ZM125 189V190H124ZM156 190V192L157 191H159V192H155L154 193V191ZM171 189V190H170ZM195 189V190H194ZM208 189V190H207ZM91 190V191H92ZM120 190V191H119ZM133 190V191H132ZM163 190V191H162ZM168 190H170L171 192H169V193H167V191ZM174 190H175V192H174ZM178 190H180V194L179 193H177L178 192ZM190 192V194H191V196H190V194H189V192ZM196 190H197V192H201V198H200V196H198V195H200L199 193H198V195H197V192H196ZM244 190V191H243ZM195 191V192H194ZM209 191V192H208ZM228 191V192H227ZM241 191V192H240ZM47 192V193H46ZM71 194H70V193ZM124 192V193H123ZM134 192V193H133ZM140 192V193H139ZM173 192V193H172ZM191 192H194V195H197V197L196 196H194ZM219 192V193H218ZM76 193H78V194H76ZM118 193H119V198H118ZM131 193H133L132 195H131ZM160 195H159V194ZM167 193V194H166ZM184 193V194H183ZM189 195H188V194ZM211 193V194H210ZM214 193V194H213ZM221 193V194H220ZM239 193L242 195H240L239 196ZM70 195V196H68V195ZM116 194V195H115ZM137 194V195H136ZM139 194V195H138ZM170 194L173 196V197H169L168 198V196L167 195H169L170 196ZM178 194V195H177ZM210 194V195H209ZM220 196H219V195ZM80 195V194H79ZM101 195V194H100ZM115 195V196H114ZM136 195V196H135ZM159 195V197L157 198V196ZM177 195V196H176ZM213 195V196H212ZM228 195V196H227ZM68 196V197H67ZM141 196V197H140ZM167 196V198H165ZM196 197V198H198L196 201L195 200H191V205H190V201H189V199H193L194 197ZM203 196H205V197H203ZM217 196H219V197H217ZM222 196V197H221ZM227 196V197H226ZM59 197V198H58ZM100 197V196H99ZM125 199H123V198ZM175 197V198H174ZM191 197V198H190ZM202 197H203V200H202ZM245 197V198H244ZM65 198H67L66 199V202L64 201V199ZM78 198V199H77ZM101 198V197H100ZM122 198V199H121ZM171 198H173V199H171ZM195 198V199H196ZM199 198L201 199V200H199ZM71 199H74L73 200V202L71 201ZM117 199V200H116ZM158 199H159V201H158ZM166 199L168 200L169 199V201H167V202H169L168 204H167V202H166ZM131 200V201H130ZM171 200V201H170ZM173 200V201H172ZM199 200V202H202V203H199V202H197ZM217 201L216 202V204L218 205V207L216 208L214 205H212V203H214V201ZM220 200V201H219ZM71 201V202H70ZM74 201L77 203V204H80L79 205V208H80V210L82 211H84L83 212V214H82V212L81 213H79L78 214V216H77V214L76 213H78L77 211H79V209L78 210H74V209H76V208H74L77 204L76 203H74ZM108 201H109V199H108ZM157 201V202H156ZM162 201V202H161ZM177 203V204H175V202ZM193 201H194V205H192V203H193ZM223 201V202H222ZM225 201V202H224ZM59 202V203H58ZM65 202V204H63ZM127 202V203H126ZM132 204H131V203ZM160 202H161V204H160ZM171 202H172V204H171ZM184 202V203H183ZM197 202V204H199V205H201V206H199L198 207V205L196 206V207H198V208H200L201 209V207H202V209H206V208H203V206L205 205L206 207H207V209H208V211H206V213H204L205 211H203L202 210V212L201 211H199L200 213H201V216H203L204 215V220H205V216H207L206 217V220L210 217V216H212V217H210L209 219H212L213 221H210L209 219H208V221H209V223L210 222H213L214 223V226H215V221L217 220V223H218V219H219V222H220V224L218 223V225H216L217 227L219 226V229L222 227V225H224L225 224V226H223L221 229H220V231H219V229L217 228V227H214V229H213V227L212 226H210L211 225V223L210 224H208L207 222H206V220L204 221L203 219H202V221L203 222H200V224L198 223V221H201V220H199V219H201V216H200V213H198L199 214V216H200V218L198 219V217L199 216H197V214H196V212H197V209H196V212H195V214L193 213V210H195V208L193 209V206L195 207V203ZM219 202H221V203H219ZM244 202V203H243ZM67 203H70V204H67ZM74 203V204H73ZM123 203H125V204H123ZM157 203V204H156ZM223 203L225 204V206L226 207H223L224 208V210L226 209L227 211H229L228 212V214H229V217H227V215H224V213L225 214H227L226 212H224V210L221 208L222 207V205H223ZM159 204V205H158ZM170 204V205H169ZM204 204V205H203ZM207 204V205H206ZM213 206V209H212V206ZM215 204V205H216ZM220 204H222V205H220ZM68 205V206H67ZM72 205H74V206H72ZM175 205V206H174ZM176 205H177V207H178V210H177V207H176ZM216 205V206H217ZM71 206V207H70ZM78 206V205H77ZM119 206V207H118ZM143 206V207H142ZM157 206H158V208H157ZM176 207V210H174L175 208L174 207ZM179 206H181V208L179 207ZM189 206H191V207H189ZM204 206V207H205ZM210 206V207H209ZM224 206V205H223ZM63 207V208H62ZM108 207V208H107ZM216 209H215V208ZM70 208V209H69ZM71 208H73V210H71ZM120 209V211L118 210V209ZM159 208H161V209H159ZM167 208V209H166ZM174 208V209H173ZM240 208V209H239ZM111 211H110V210ZM125 209H127V210H125ZM179 209H181V210H183L182 211V213L180 212L181 210H179ZM185 209V210H184ZM206 209V210H207ZM215 209V210H214ZM253 209V210H252ZM65 210V211H64ZM69 210L70 211H72L71 213L69 212ZM109 210V211H108ZM132 210V211H131ZM143 210V211H142ZM166 210V211H165ZM217 210V211H216ZM115 211H117V212H115ZM219 211V212H218ZM239 211V212H238ZM62 212V211H61ZM104 212V213H103ZM106 212V213H105ZM171 212V213H170ZM216 212H218V213H216ZM76 214V216L74 215L73 216V214ZM108 213V214H107ZM124 213V214H123ZM138 213V214H137ZM203 213V214H202ZM211 214V215H209V214ZM215 213V214H214ZM232 213V215L234 216V215H236V213H238V216L236 215V216H234V217H232L233 218V221H232V219H231V217H230V214ZM234 213V214H233ZM72 216H71V215ZM110 214H111V216H110ZM112 214H114V215H112ZM119 214L120 216H118V217H120L121 219H118L117 220V215ZM135 214V215H134ZM214 214V215H213ZM217 214H219L221 217H222V215H224L223 217L224 218H221V217H218L217 216ZM82 215H85V216H83V217H80V216H82ZM134 215V216H133ZM173 215H175V216H173ZM209 215V216H208ZM63 216V215H62ZM101 216V217H100ZM104 216V217H105ZM113 216H115V217H117V218H115V217H113ZM122 216H124V217H122ZM135 216H136V218H135ZM185 216V217H184ZM188 218H187V217ZM214 216H216L215 218H218V219H216L215 220V218H214ZM71 217H73V219L71 218ZM74 217L76 218V220L74 219ZM93 217H95V219H93ZM97 217V218H96ZM139 217V218H138ZM227 219H226V218ZM238 219H237V218ZM82 218H83V220H85V221H83L82 220ZM123 218H128V219H123ZM151 218V219H150ZM181 218H184V219H181ZM231 219V220H229L228 221V223L230 224V221H232L233 223L232 224H234V225H232V224H228V223H226L227 221L226 220H228V219ZM234 218L236 219V221H234ZM78 219V220H77ZM80 219L83 221H81L80 222ZM96 219H98V220H96ZM116 219V220H115ZM189 219H190V221L192 220V222H189ZM225 221H224V220ZM249 219V220H248ZM135 220H138L139 221V224L143 221V223H144V221H145V224L143 225L142 223V225L140 224V226H138L137 224H135V223H137V221H135ZM140 220H142L141 222H140ZM184 220H186V222L188 223V224H190V226H191V228H189L190 226H188L187 225V223L186 222H183ZM193 220H195V221H193ZM198 220V221H197ZM98 223L97 225L99 226H97L96 225V222ZM99 221V222H98ZM128 221V222H127ZM150 221V222H149ZM222 221V222H221ZM130 222V223H129ZM194 222V223H193ZM206 222V225L204 224ZM225 222V223H224ZM235 222V223H234ZM76 223H77V225H76ZM79 223V224H78ZM81 223H83V224H81ZM89 223V222H88ZM124 223H128L127 224V226L128 227H126V225L124 224ZM200 225V227H199V225ZM202 223V224H201ZM212 223V224H213ZM216 223V224H217ZM132 224H134V226H132ZM152 224V225H151ZM193 224V225H192ZM195 224H197V225H195ZM206 226H204V225ZM31 225V223L29 224V226ZM78 225H81V226H78ZM137 225V226H136ZM202 225H203V229H202ZM207 225L208 226H210L211 228H212V230H211V228H209V230H211V232L210 231H208L207 229ZM227 225V226H226ZM229 225V226H228ZM236 225V227L237 228H240V229H238V231H237V229H236V227H235V229H233L231 226H235ZM75 226V227H74ZM93 226V227H92ZM194 226H195V228L196 229H200L201 230V235H202V233H203V235H205L204 233V231L206 230V233H210V235H211V233H212V235L214 234V237H215V235H216V239H214V238H212L213 240H209V239H206V236H202L200 239H201V241L199 242V241H196L194 238L195 237H193L194 236V234H195V231L194 230H196V229H194ZM239 226V227H238ZM77 227V228H76ZM124 227V228H123ZM135 227V228H134ZM224 227H226V229H224ZM228 227V228H227ZM245 227V230L243 229ZM84 228H86V231H85V233H84ZM89 228V229H88ZM97 228V229H96ZM121 228H118V229H121ZM129 228V229H128ZM134 228V229H133ZM207 228V229H206ZM231 228L234 230V232H230V231H232L231 230ZM243 229V231H242V229ZM88 229V230H87ZM118 229H117V231H118ZM138 229V230H137ZM140 229V230H139ZM216 229H218V230H216ZM228 229H229V231H228ZM130 230V231H129ZM190 230V231H189ZM148 231V232H147ZM192 231V232H191ZM197 231V230H196ZM208 231V232H207ZM215 231H218V232H215ZM222 231H224V232H222ZM241 231V232H240ZM89 233V234H92V235H89V234H87V233ZM127 232H129V233H127ZM191 232V233H190ZM214 232V233H213ZM222 232V233H221ZM230 232V233H229ZM238 233V234H236V233ZM84 233V234H83ZM93 233H95L94 234V236H93ZM219 233V234H218ZM220 233L223 235V236H219L220 235ZM228 233V234H227ZM231 233L232 234H234L233 236L231 235ZM106 234V233H105ZM126 234V235H125ZM136 234V235H135ZM235 234H236V236H235ZM101 235H103V234H101ZM127 235L129 236L130 235V237H128V239L126 240L127 242L125 243V244H128V245H126L125 246V244L123 245V243L121 244V241L123 242V240L125 241V239L124 238H127ZM133 235V236H132ZM211 235V236H212ZM225 235H226V237H225ZM229 235V236H228ZM238 235V236H237ZM85 236V237H84ZM87 236H89V238L87 237ZM92 236V237H91ZM131 236H132V238L134 237V239H136V240H134V239H132L131 238ZM135 236H136V238H135ZM217 236H219L220 238H222V241H221V239H217V238H219V237H217ZM96 239H95V238ZM177 237V238H176ZM225 237V238H224ZM228 237V238H227ZM84 238V239H83ZM121 238H123L122 240H121ZM173 240H172V239ZM95 241H94V240ZM104 239V238H103ZM180 239V240H179ZM225 239V240H224ZM79 240V241H78ZM136 242V244H135V242ZM242 240H245V242L248 244V245H250L251 244V247L250 246H248L245 242H243ZM80 241H82V243L80 244ZM85 242V245H84V242ZM92 241L94 242L93 244H95V245H93V246H91V245H89V243L91 242L92 243ZM105 241V240H104ZM131 241V242H130ZM180 241V242H179ZM224 241H226V242H224ZM249 241V242H248ZM79 242V243H78ZM102 242H103V240H102ZM173 242V243H172ZM222 242H224V243H222ZM240 242H242V243H240ZM251 242V243H250ZM77 243V244H76ZM111 243V242H110ZM114 244H115V247H114ZM116 244H118V245H116ZM121 244V245H120ZM182 244V245H181ZM227 244V245H226ZM242 244V245H241ZM243 244H246V245H244L243 246ZM78 245L80 246V245H84V247H82L81 246V248H79L78 247ZM120 245V246H119ZM180 245V246H179ZM91 246V247H90ZM111 246H112V248H111ZM119 246V247H118ZM129 246H131V244L129 245ZM128 246V247H129ZM131 246V247H132ZM191 246V247H190ZM215 246V247H214ZM241 246V247H240ZM85 247H88V250H87V248H85ZM111 249H110V248ZM114 247V248H113ZM132 247V248H133ZM243 247H245V248H243ZM250 249H249V248ZM82 248H84L85 250H82ZM116 248V249H115ZM143 248V249H142ZM183 248L185 249L184 251H183ZM248 248V249H247ZM253 248V249H252ZM114 249V250H113ZM124 249V250H123ZM181 249V250H180ZM87 250V251H86ZM192 250V251H191ZM241 250H242V253H241ZM247 250V251H246ZM249 250V251H248ZM252 252H251V251ZM127 251V250H126ZM131 251H133L132 253H131ZM147 251V252H146ZM191 251V252H190ZM238 252V253H237ZM247 252V253H246ZM146 253H147V255H146ZM187 253V254H186ZM251 253V254H250ZM115 254V253H114ZM244 254V255H243ZM253 254V255H252ZM118 255V254H117ZM145 256V257H144ZM121 257H122V255H120V259H121ZM157 257V258H156ZM235 257H237V258H235ZM250 257H248V259H250ZM255 257L253 258V259H250V260H248V261H246V263L244 262L243 264H247V262L250 264L252 261H254V260H256L255 259ZM125 258H127V257H125ZM123 259V258H122ZM121 259V261L124 263V264H127V263H129L128 262V260L126 259V260H122ZM236 261H235V260ZM235 262H234V261ZM252 260V261H251ZM78 261H79V263H80V261H82V259L80 260V259H78ZM126 262V263H125ZM113 263H116V262H113ZM112 263V264H113ZM242 262H240L239 264H241ZM82 264H83V262H82ZM117 264H121V262L120 261H117Z\"/></svg>",
	"mask_w": 264,
	"mask_h": 264
}]
</instances>
